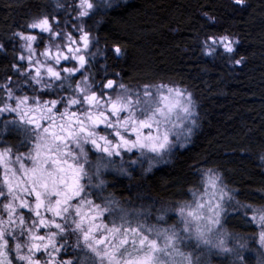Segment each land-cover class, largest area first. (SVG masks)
<instances>
[{"label":"clouds","instance_id":"clouds-1","mask_svg":"<svg viewBox=\"0 0 264 264\" xmlns=\"http://www.w3.org/2000/svg\"><path fill=\"white\" fill-rule=\"evenodd\" d=\"M131 2L39 0L0 38V56L12 58L5 66L12 75L0 74V264H222L214 256L246 264L243 252L253 241L254 258L264 264V186L258 202H242L223 171L209 168L203 175L219 186L207 197L203 185L189 187L191 201L145 210L114 186L116 178L135 185L169 162L197 126L192 91L126 80L109 65L100 28ZM111 53L126 58L115 45ZM252 158L264 172V147ZM233 208L256 231L230 226Z\"/></svg>","mask_w":264,"mask_h":264},{"label":"trees","instance_id":"trees-1","mask_svg":"<svg viewBox=\"0 0 264 264\" xmlns=\"http://www.w3.org/2000/svg\"><path fill=\"white\" fill-rule=\"evenodd\" d=\"M39 6V0H0V38L19 28ZM204 12L216 22L210 23ZM106 20L99 35L109 46L111 67L126 80L177 83L192 91L197 101V126L189 145L174 151L169 162L138 178L135 185L116 178L118 193L141 208H151L159 205L153 196L182 200L202 172L219 168L225 182L239 189L242 202H258L264 172L252 155L264 147V0H246L243 5L233 0H132ZM223 36L239 38L232 53L205 52L212 38ZM12 44L8 41L6 47ZM113 45L126 52L123 62L113 57ZM11 62L0 56V74L12 75L5 67ZM8 138L18 139L12 134ZM227 222L243 233L256 231L238 209ZM256 251L253 241L245 260L251 262Z\"/></svg>","mask_w":264,"mask_h":264},{"label":"rangeland","instance_id":"rangeland-1","mask_svg":"<svg viewBox=\"0 0 264 264\" xmlns=\"http://www.w3.org/2000/svg\"><path fill=\"white\" fill-rule=\"evenodd\" d=\"M224 37V36H223ZM223 37H217V38H212V40L210 41V48H209V51H211L213 48L214 49H221V50H223V51H225L224 50V48H223V46L221 45V43H220V40H221V38H223ZM229 39L233 42V45H234V40H233V38H231V37H229ZM213 40H215L216 41V43L215 44H213L212 43V41ZM226 52V51H225ZM181 103H183V99H181ZM179 112V106H177L176 108H174L173 109V115H176V113H178ZM181 115H183L182 113H181ZM194 119H196V117H194ZM188 125L186 124V127H187ZM192 137V136H191ZM191 137H181V141L185 144V146L183 147V148H185V147H187L188 145H189V142H190V140H191ZM183 148H178V149H183ZM133 155H135V154H133ZM169 157V156H168ZM168 157H166V160L168 161ZM166 163V162H165ZM165 163H162V164H165ZM158 166V165H157ZM156 166V167H157ZM203 173L204 172H202V174H201V177H200V179H198V181L197 182H195L194 183V185L193 186H191L192 188H198L200 185H203V187H204V189H205V191L204 192H202L201 194L202 195H204L205 197H207L208 195H209V190H211V189H213V187L208 183V179H209V177H214V175H212V174H209V175H207V176H204L203 175ZM219 185L218 184H216V187H218ZM154 198V201H157L158 202V204L159 205H163V204H165V203H168V202H172V203H175L176 201H180V198H173V199H167V200H165V199H159V200H156V197L155 196H153L152 197V199ZM193 198L191 197V195H190V193L185 197V198H183V200H189V201H191ZM142 210H145V209H148V208H141ZM236 208H233V209H231L230 210V212H231V214L233 213V211L235 210ZM230 216V215H229ZM229 218V217H228ZM169 222L170 223H174V222H176V220H177V217L174 215V214H171L170 216H169ZM254 225V224H253ZM254 227H255V229H256V226L254 225ZM255 248L256 249H258V245H256V243H255ZM257 252V251H256ZM256 252H254V254H256ZM247 253V250H244V252H243V259H244V261L246 262V264H257V261H256V259L253 257V256H251L250 255V257H249V259L251 260V262L250 261H246L245 260V256L247 255L246 254ZM248 256V255H247ZM225 258H226V260H225ZM213 259L214 260H217V261H221L222 260V264H227V260H228V258L227 257H224L223 259L221 258V257H219V256H214L213 257Z\"/></svg>","mask_w":264,"mask_h":264},{"label":"snow or ice","instance_id":"snow-or-ice-1","mask_svg":"<svg viewBox=\"0 0 264 264\" xmlns=\"http://www.w3.org/2000/svg\"><path fill=\"white\" fill-rule=\"evenodd\" d=\"M236 3H237V4H242V3H243V0H236ZM212 43L215 44L216 41L213 40ZM220 43H221V45L223 46V48H224V50H225L226 52H228V53H232V52L234 51V48H233V42H232L228 37H223V38H221ZM214 50H215L214 48H213L211 51H209V50L207 49V53H208L209 55H211L212 52H213ZM117 51H119V49H117ZM236 63L239 64V63H240V60H237ZM193 123H195V122H193ZM208 183H209L213 188H215V187H216V184H217V180H216L215 177H209V179H208ZM217 206H219V205H217ZM191 214H194V213H190V215H191ZM262 218H264V217H262ZM262 239H264V235H262Z\"/></svg>","mask_w":264,"mask_h":264},{"label":"flooded vegetation","instance_id":"flooded-vegetation-1","mask_svg":"<svg viewBox=\"0 0 264 264\" xmlns=\"http://www.w3.org/2000/svg\"><path fill=\"white\" fill-rule=\"evenodd\" d=\"M47 95V94H46Z\"/></svg>","mask_w":264,"mask_h":264}]
</instances>
